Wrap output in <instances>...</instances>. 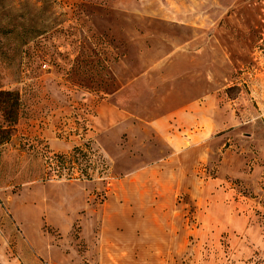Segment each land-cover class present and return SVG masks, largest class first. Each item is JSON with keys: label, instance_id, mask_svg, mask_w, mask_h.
<instances>
[{"label": "rangeland", "instance_id": "1", "mask_svg": "<svg viewBox=\"0 0 264 264\" xmlns=\"http://www.w3.org/2000/svg\"><path fill=\"white\" fill-rule=\"evenodd\" d=\"M0 92V264L91 258L110 201L264 264V0H0Z\"/></svg>", "mask_w": 264, "mask_h": 264}, {"label": "crops", "instance_id": "2", "mask_svg": "<svg viewBox=\"0 0 264 264\" xmlns=\"http://www.w3.org/2000/svg\"><path fill=\"white\" fill-rule=\"evenodd\" d=\"M191 122L193 123V120ZM182 144L183 140L180 139L178 145ZM108 203L106 209L104 207L102 210L91 258L89 252L87 260L77 255L78 259L74 262L71 256L64 253L59 254L58 257L56 255L54 258L50 257L48 262L51 264H182L181 259L185 255L184 233L182 227L177 226L182 224V219L165 216L161 220L166 226L153 229L154 219L144 215H132L130 208L127 213L117 211L116 201ZM128 204L129 207L130 204L133 205L135 212V201H128ZM155 223L162 224L158 219ZM19 258L24 259V264H33V259L28 254Z\"/></svg>", "mask_w": 264, "mask_h": 264}, {"label": "trees", "instance_id": "3", "mask_svg": "<svg viewBox=\"0 0 264 264\" xmlns=\"http://www.w3.org/2000/svg\"><path fill=\"white\" fill-rule=\"evenodd\" d=\"M17 93L0 92V146L9 140L10 132L18 120Z\"/></svg>", "mask_w": 264, "mask_h": 264}]
</instances>
